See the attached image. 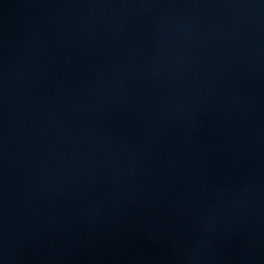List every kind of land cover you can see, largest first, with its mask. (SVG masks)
I'll use <instances>...</instances> for the list:
<instances>
[{
  "label": "water",
  "instance_id": "obj_1",
  "mask_svg": "<svg viewBox=\"0 0 264 264\" xmlns=\"http://www.w3.org/2000/svg\"><path fill=\"white\" fill-rule=\"evenodd\" d=\"M0 264H264V0H0Z\"/></svg>",
  "mask_w": 264,
  "mask_h": 264
}]
</instances>
